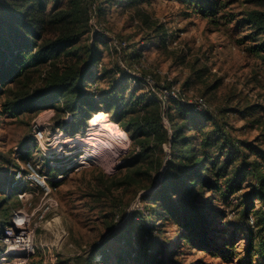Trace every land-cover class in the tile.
<instances>
[{"label":"rangeland","instance_id":"374dc122","mask_svg":"<svg viewBox=\"0 0 264 264\" xmlns=\"http://www.w3.org/2000/svg\"><path fill=\"white\" fill-rule=\"evenodd\" d=\"M218 2L220 8L215 14H205L187 0H48L39 42L48 43L70 33L78 34L77 40L17 81L0 84V233L4 224L12 220L14 209L36 213L32 218L36 253L30 257V264H119V255L134 251L133 241L138 247L137 254L130 256V264L155 263L145 252L148 243L165 246L159 247L162 254L157 253L161 259L158 264H264L259 254L260 228L252 226V242V223L244 222L240 214L246 193L257 181L255 173L228 198H224L222 190L202 192L200 200L209 207L216 227L214 234L208 232L207 242H183V231L169 220L159 219L162 210L153 203L155 190L169 171L168 161L180 150L172 147L171 134L186 123L185 118L173 121L165 107L162 121L169 140L154 142L140 160L126 165L129 161L125 159L141 149L129 135L130 145L111 168L102 161L78 163L84 149L90 147L89 134L96 131L91 118L100 110L87 111L77 118L65 110L61 100H56L55 106L6 112L11 103L32 98L56 72L84 69L97 51L98 69L112 72L107 79L98 80L94 89L104 92L112 76L120 79L130 75V90L136 80L143 81V87L135 90L137 95L162 99L174 91L195 107L203 101L217 123L206 122L197 128L194 122H188L181 135L190 139L192 148H199L213 160L220 159L221 141L210 148L202 144L206 136L214 139L219 129L248 155L247 161H262L256 151H264V62L251 49L264 41V32L251 20L255 16L264 19V0ZM62 11H67L68 17L59 14ZM158 28L166 33L167 44L156 37ZM136 49L142 56L131 58L130 53ZM130 90L125 97H129ZM37 124L44 130L43 141L51 152L33 135ZM77 137V141L65 142ZM240 161L236 157L230 171ZM30 164L41 179L50 177L45 181L51 189L49 195L31 180L23 184L26 198H20L16 188L10 189L16 170ZM214 179L225 183L224 178ZM50 197L57 200L58 208L41 219L39 209ZM255 202L252 219L263 206L259 200ZM217 210H222L223 215L217 216ZM152 213L156 214L154 218ZM134 224L136 232L129 229ZM154 224L157 229L150 233L149 226ZM62 229L69 233L64 239H60ZM225 247L231 250L224 252Z\"/></svg>","mask_w":264,"mask_h":264},{"label":"trees","instance_id":"16d2710c","mask_svg":"<svg viewBox=\"0 0 264 264\" xmlns=\"http://www.w3.org/2000/svg\"><path fill=\"white\" fill-rule=\"evenodd\" d=\"M139 1V0H136ZM142 1V0H140ZM191 5L197 6L205 14H215L220 8L218 0H187ZM74 2V0H73ZM135 2V1H133ZM79 6L81 3H75ZM48 0H3L0 1V84L13 83L26 74L31 68L48 62L67 48L73 46L78 38V34L70 33L59 36L54 41L40 43L41 32L46 22L45 8ZM59 14L66 15L67 11ZM252 22L260 26L264 32V19L255 16ZM156 37L162 39V44H167L166 33L157 29ZM251 50L261 55L264 62V41L254 46ZM94 52L92 61L84 69L69 68L56 72L42 87L26 101L11 103L6 112H19L24 109H35L45 106H55L54 101L61 100L65 104V110L75 117L85 116L87 111L100 110L107 112L120 129L128 133V137L134 143H138L141 149L133 157L126 158V165L140 160L147 154L154 142L169 140V132L163 124V111L167 110L174 121L177 117L186 119V123L177 128V132L172 136V147L178 149L174 158L168 161L169 171L163 175L161 187L155 190L156 194L153 203L160 206V220H169L176 225L183 233V242L195 239L207 242L208 232L213 230L214 219L210 215V209L200 200V195L206 190H222L224 198H228L241 190L251 173L257 174V181L253 183L251 190L246 193V201L241 210L244 222H251L249 227V238L253 242L255 224L260 228V253L264 258V151L257 149V155L262 161H247L248 155L243 153L228 136H224L222 131L217 129L214 139L206 136L202 139L204 147H212L220 143L219 152L222 157L212 159L211 155L200 152L199 148L193 149L190 139H184L182 133L188 127V122H194L197 128L204 127L206 122L217 123V119L209 110L199 111L195 106L184 99L175 97H165L159 99L148 94L137 95L136 89L143 87L140 79L136 80L134 89H129L128 77L117 79L112 76L108 88L100 92L97 87L98 80L107 79L112 70L102 71L98 69L100 57ZM142 54L136 50L130 53L131 58H139ZM131 78V77H130ZM131 88V87H130ZM127 90H130L129 97H125ZM133 96V97H132ZM39 102H37L36 100ZM35 100V101H34ZM38 103V105H37ZM97 113V112H96ZM217 125V124H216ZM218 136V137H216ZM221 138V139H220ZM245 146L252 148L249 143ZM28 151V148L25 149ZM236 157L241 158L240 165L230 168L236 161ZM223 158V159H221ZM214 176L225 180L224 185L215 181ZM15 181V180H14ZM24 183L12 184L10 189H17L19 194ZM224 186V187H223ZM251 186V185H250ZM256 200L263 203L262 208L256 211V218H251V213L255 208ZM17 208V207H16ZM217 216H222L223 211H214ZM156 214L152 213L151 218ZM210 215V216H209ZM212 216V218H211ZM216 217V215H214ZM216 228V227H215ZM129 229L135 232L137 224ZM157 229L154 224L149 226V232L153 233ZM213 233V232H212ZM214 234V233H213ZM133 241V252L119 255V264H130L131 255L137 254L138 244ZM136 244V245H135ZM211 245V244H209ZM136 246V247H135ZM159 247L148 243L144 247L147 257L154 258V264L161 260L157 253L162 254ZM226 248V247H225ZM110 250V247H107ZM226 248L224 252H227ZM97 251V250H96ZM154 252V254H151ZM151 259V258H150ZM153 264V263H152ZM163 264V263H160Z\"/></svg>","mask_w":264,"mask_h":264},{"label":"built area","instance_id":"2783aa9c","mask_svg":"<svg viewBox=\"0 0 264 264\" xmlns=\"http://www.w3.org/2000/svg\"><path fill=\"white\" fill-rule=\"evenodd\" d=\"M169 96L181 99L174 91H172V94L165 95L163 98ZM195 108L199 111H204L207 110V105L205 102L199 101L197 107ZM95 127L96 126H93V128ZM97 130L98 129H96V131ZM33 132V135L36 137V139L41 141L43 148L47 149L48 152H51L48 150V145L46 146V143L43 141L46 139L44 130L37 124ZM130 142H128V145H130ZM60 146L63 147L62 144ZM61 150H64V148ZM85 152L86 151H84L78 159L79 165H88L89 161H92V159H85ZM27 170H29L30 173L27 174ZM14 176L15 184L25 183L27 180H31L32 182H37L42 186L43 190L45 191V195L50 194L51 189L45 182L46 180L49 181L50 177L42 176L41 179L40 176L37 175V169L35 166L30 164L27 167H19V169L16 170ZM26 192V190L21 191L18 194L19 197L22 199L26 198ZM57 208V200L50 197L46 206L39 209L41 210L40 218H45L51 211ZM35 214V212L29 214L20 208L14 209L12 220L9 223L4 224L2 233H0V264H30V257L36 253V244L34 242L36 226L34 228L32 227V218ZM59 233L60 239H64L69 235L68 231L65 229H62Z\"/></svg>","mask_w":264,"mask_h":264},{"label":"bare ground","instance_id":"6f19581e","mask_svg":"<svg viewBox=\"0 0 264 264\" xmlns=\"http://www.w3.org/2000/svg\"><path fill=\"white\" fill-rule=\"evenodd\" d=\"M90 124L96 126L98 130L89 134L92 137V141H90V147H87V144V148L84 149L86 151L85 159L102 161L112 168L115 159L128 147L127 145L130 141L128 133L108 119L107 114L103 111L95 113L91 118ZM78 139V137L68 138L65 142L77 141ZM60 142L62 141L57 143Z\"/></svg>","mask_w":264,"mask_h":264}]
</instances>
